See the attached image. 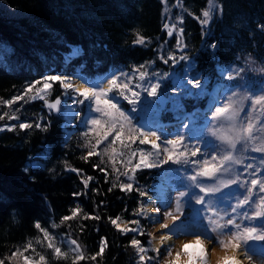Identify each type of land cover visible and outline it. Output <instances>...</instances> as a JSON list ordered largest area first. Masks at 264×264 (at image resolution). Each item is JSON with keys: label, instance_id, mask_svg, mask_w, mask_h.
<instances>
[{"label": "trees", "instance_id": "1", "mask_svg": "<svg viewBox=\"0 0 264 264\" xmlns=\"http://www.w3.org/2000/svg\"><path fill=\"white\" fill-rule=\"evenodd\" d=\"M204 11L210 13V22L202 26ZM261 26H264V0H0V117H3L0 122L12 121L9 127L0 130V260L3 264H25V255L32 258L29 264H140L130 241L136 238L145 245L151 237L147 231L148 218L133 215L141 205L147 204L146 197H139L136 190H121L119 185L133 182L134 189L152 194L161 171L181 166L194 170L193 165L170 161L157 168L130 173L134 175L130 181L122 174L128 170V158L133 150L146 145L138 141L128 147L119 142L111 145V137L95 148L98 155L88 156L97 138L89 130L90 120L99 118V114L93 107L85 117V103H77L76 112L67 125H62L66 117L48 107L62 96L59 81L50 82L49 96L31 98L47 76L81 74L84 83L99 90L103 87L101 80L112 69L128 71L135 83L140 80L141 72L147 74L146 78L162 76L171 69L173 54L178 57L187 53L197 64L191 74L202 73L209 81L207 88L215 84L223 88L221 103L229 102L226 95L241 102V121L249 113L252 98L264 94L261 92L264 88ZM169 27L171 36L167 34ZM141 38L144 43H137ZM213 42H216L214 57L205 50V45ZM74 43L79 45V52L67 54ZM161 57L168 59V64ZM184 63L179 62L177 67ZM218 66L225 69L243 66L244 71L240 77L226 80L218 72ZM162 85L160 91L169 94L168 77ZM78 99H82L79 94ZM9 100H13L10 105L6 103ZM46 100H50L48 105ZM180 101L189 112L194 107L206 108L207 100L206 95H180ZM121 107L127 112L132 106L123 101ZM262 112L257 105L251 113L254 120H259L256 127L260 134L264 132L259 130L264 125ZM129 114L133 123L138 124L139 114ZM160 119L177 121L168 110ZM22 120L32 124V128L20 129ZM196 122H203L201 134L208 141L214 137V130L227 124L223 117L208 123L198 116ZM37 123L41 129L36 128ZM45 126L46 131L42 130ZM86 131L88 136L84 135ZM254 148L241 141L233 154L249 163ZM191 150L187 143L179 148L186 152L188 160L192 157ZM227 150L228 145L224 148L223 144L218 155ZM32 155L39 167L29 166L27 159ZM135 162L136 156L132 165ZM88 177L92 179L85 186L83 181ZM74 209H78L75 215ZM257 210L262 213L263 209L259 205ZM117 217L131 225H135L132 220H139L144 234H122L111 223ZM36 223L41 225L40 229L35 227ZM65 236L76 241L78 251L71 250L63 240ZM56 247L61 249L59 254L55 253ZM80 254L83 259H77ZM40 256L44 257L43 261ZM151 258L144 264H167L154 256Z\"/></svg>", "mask_w": 264, "mask_h": 264}, {"label": "snow or ice", "instance_id": "2", "mask_svg": "<svg viewBox=\"0 0 264 264\" xmlns=\"http://www.w3.org/2000/svg\"><path fill=\"white\" fill-rule=\"evenodd\" d=\"M203 17L205 19L201 20V24L208 25L210 13L208 11L203 12ZM167 27V25H165ZM264 28V26H261ZM180 32H183V29H180ZM173 33L171 31L168 32V35L171 36ZM137 43L143 44L144 40L141 38L137 41ZM99 47V45H97ZM107 46L105 45V48ZM179 47V45H178ZM216 42L205 45V50L211 52L212 56H215ZM180 51L183 53V49ZM164 64H168V59H164L161 57ZM173 62V66L175 64L184 61L187 63V66L184 70L183 79L187 81V84L191 86V88L198 90L196 93L192 91H188V96H203L207 95V84L208 80L203 76L202 73L196 72L195 76L191 75V73L197 68V64L191 57L187 55V53L181 54L179 57L174 54L170 57ZM218 72L224 79H236L240 77L241 73L244 71L243 66L240 68H235L233 66H229L228 68H221L218 66ZM146 73L141 72L139 74L140 80L143 81L146 78ZM160 75V74H158ZM164 78H167L168 74H162ZM121 76L126 79H130L131 77L127 73H120V75L113 74L110 79L107 80V87H101L99 90L96 87H85L82 90L76 88L75 91L79 93V96L83 99H78L77 103L84 104L85 101H89L88 109L91 113L94 111L99 114V118H92L90 120L91 128L89 129L97 138L95 140V145H93V150L88 152V156H91L95 153V148L99 145L103 144L106 141H109L111 137L110 144L115 145L119 142L124 147H128V144H135L137 141L140 145H151V149L155 151H145L143 149L139 150L138 154V162L135 165H132V158L137 155V151L133 150L128 158L127 166L128 170L122 173L125 177H128L130 181L134 179V175L130 176L129 174H134L137 170H145V169H153L158 166H162L163 164H167L168 162H172L175 164H192L194 167V174H191L189 179L192 181L193 185L199 189V193L194 194L192 199L196 204L204 205L205 197L214 195L220 189L217 186H207L202 182H198V178L203 179H213L217 178L218 173H229L231 170L232 164L242 165V161L236 159L234 156V151L238 143L243 141L245 144L249 142H254L256 140V132L257 127L253 122L254 118L251 113L256 110V106L259 105L261 110H264V94L255 96L252 98V104L249 110V113L244 116V118L237 124V120L240 118V113L242 108L240 106L241 102L233 101L232 96H227L226 99L229 101L228 103H221L220 97L214 96V98L210 101L208 106V111L204 113V118L208 123H213L215 120L223 117L226 120L230 121L232 127L230 129L231 135H219V140L228 145V150L223 155H218L216 146L214 144L205 143L203 137L200 136H192L187 130L191 124H194L199 109L194 110L192 113H186L184 106L182 104H176L171 109H166L165 106L168 104V99L162 97L160 90L163 85L161 83V79H156L155 81L149 80L147 84L143 85H135V88H142L143 91L147 93L146 96L143 97V104H141V92L135 90L133 87H130L127 82H119ZM47 81L56 82L59 81L63 89H73L74 85L70 82H66L70 80L69 77H63L60 75H51L46 77ZM38 83V81H37ZM52 84L45 82L43 84V88L41 91L51 89ZM30 90V89H29ZM184 90V85L179 81H174V87L170 89L173 94H179L180 91ZM115 92L116 95L109 97V93ZM261 92L264 93V88L261 89ZM127 93H130L128 95ZM234 95V92H233ZM103 97V99H102ZM42 98V97H41ZM122 98V100L120 99ZM152 98V99H149ZM159 98V108H157V99ZM14 99H23V97H15ZM94 100V105L92 101ZM126 101L132 107L128 109L126 112L122 107L121 103ZM7 104H12L13 100L6 101ZM61 104V99L57 98L55 103L48 105L50 109H57ZM137 109H139V115L137 116L138 124L133 123V116L129 113H136ZM173 112L174 120L183 122L180 124V128L177 132L171 133V136L174 138H169V134L167 132V128L160 121V116L164 111ZM185 112V116L181 117L178 113ZM152 113H155L154 118H150ZM3 117H0L2 119ZM16 117H13L15 119ZM15 126H12L14 128ZM20 129H29L32 128V124L30 123H20ZM37 129H41V124H36ZM3 130V129H0ZM9 130H12L9 128ZM42 130H47V126H45ZM260 131H264V126H261ZM88 131L84 133L85 136H88ZM213 135H218L213 132ZM150 137H154L155 139H150ZM187 143L191 146V156L197 157L198 155L202 157V160L190 161L186 157L185 151H179L180 147H183ZM171 146V147H168ZM105 151H108L105 148ZM112 151H115L113 148ZM253 151L264 154V146L256 147ZM99 154V153H95ZM184 158V159H182ZM87 159V157H85ZM115 163V161H113ZM29 166H36L30 164ZM27 172V167L25 168ZM72 171H77L76 169H72ZM252 176L250 180L247 178L248 176ZM259 173L254 170L253 164L248 163L246 165H242V170L238 172V174L234 177H230L226 180L221 181L223 187H230L234 184H239L242 189H244V195L242 197H238L237 201L234 205H231V212L235 213L237 207H244L245 205H249L250 203H254L251 197L254 193H264V178H257ZM243 178V179H242ZM91 177H88L83 181L84 185L87 186ZM250 185V186H249ZM121 190L131 192L136 190L138 192L139 197H146L149 195L147 191L140 190L139 188L134 189L133 182L121 183L119 185ZM74 195H79V193H74ZM188 195V192L181 191L179 192L180 197H184ZM180 201L177 200V208L176 211L180 212L181 209L179 207ZM209 206L205 209L208 212L215 213L214 209L210 207L211 201L208 202ZM259 205H264V196L259 197ZM258 205V206H259ZM78 209L73 210V215L76 214ZM151 211L145 205H141L137 210L133 212V215H141L143 216L145 213ZM156 213H159V208L155 209ZM165 217H171L173 224L176 223L177 220L180 219V216L173 215L172 211H168L164 213ZM245 219L247 220H256L261 219L264 220V214L257 211L252 214L245 213ZM64 219H69V217H65ZM120 217L111 220V223L119 230L122 234H127L129 232L139 233L143 235V229L140 227L139 220H132L131 223L137 225L136 228H121V225L118 223ZM155 219V217L153 218ZM209 223L211 226V233H217L218 235L223 234L224 229H229V235L231 236V246L234 249H241L242 245H247L250 240H261L264 241V234H257L258 228L257 226H244L241 229V225L237 223L236 219L228 218L222 224H215L212 221L211 217H209ZM35 227L40 229L41 225L39 223L35 224ZM160 227L162 229H170V225L166 222L161 223ZM264 227V225H261ZM234 229V231H232ZM44 231V235L48 236L46 230ZM173 231L174 230H170ZM202 234H196L195 243L203 244L204 239L209 240L211 242L212 236H206L204 239L201 238ZM170 235L161 236V243L170 239ZM51 239V238H50ZM71 244L75 245L76 241H70ZM104 244L107 241H103ZM219 244L224 245V240H219ZM130 245L136 248L139 255L140 264H144L146 260V256L143 253H146L148 249L142 246L141 241L136 238H132L130 241ZM50 248L53 247L51 243L48 245ZM187 244L184 245L187 248ZM226 246V245H225ZM104 248L101 246L100 251L103 252ZM61 249L59 247L55 248V253L59 254ZM157 254L159 255V249H155ZM167 255L171 257L173 255L171 249H166ZM245 253H247V248H245ZM181 256L180 252L175 253V259L168 261L167 264H179V258ZM250 260L251 256L248 257ZM77 259H83V255L80 254L77 256ZM93 260L96 259L95 256L92 257ZM151 260V257L147 258ZM40 260L43 261L44 257L40 256ZM0 264H3V261L0 260ZM25 264H29V262L25 261ZM186 264H194L192 260H188ZM200 264H205L203 260H200ZM232 264H240L239 261L233 259Z\"/></svg>", "mask_w": 264, "mask_h": 264}, {"label": "rangeland", "instance_id": "3", "mask_svg": "<svg viewBox=\"0 0 264 264\" xmlns=\"http://www.w3.org/2000/svg\"><path fill=\"white\" fill-rule=\"evenodd\" d=\"M168 30L171 31L170 27ZM79 50H80L79 45L74 43V44L70 45V48H69V51L67 54L75 55V53L79 52ZM186 66H187V63H184L182 65V68H180V69L178 67H176L173 69H169L167 72H165V74H168L167 77H169L170 82H171L169 90L174 87V81H179L184 85V90L180 91L178 95L173 94L171 91L169 94H163V98L168 99V104L165 106V108H167V109H171L176 104H181L180 95H187L188 91L194 90L193 88H191L190 85L187 84V81L183 79V74H184V70H185ZM122 72L127 73L129 75L128 72H125L122 70H117V69L111 70L108 74V77L101 81L102 85L104 87H107V80L110 79L113 74L120 75V73H122ZM55 75H57V74H55ZM191 75L195 76V74H191ZM60 76H62V75H60ZM67 77L70 78L71 76H67ZM80 77L83 81V76L81 74H80ZM158 78L161 79V83H163V82L165 83L166 78H164L163 75L162 76L155 75L154 77H148V78H145V80H143V81H139V82H135V83H132L129 79H126L125 77L121 76V79H120V81H118V83L119 82H127V83H129L130 87H133L135 90L140 91L141 92V104H143V97L146 96L147 93L145 91H143L142 88H135V85L147 84L149 80L155 81ZM45 82L50 83L51 81H47L45 78L42 81L41 86L34 93H32L31 98L43 99V97L49 96L48 95L49 89L41 91V89L43 88V84ZM66 82H70L73 84V79L70 78V80H68ZM59 84L61 86L60 82H59ZM85 86L89 87V85H86V84H85ZM75 89H76L75 86L73 89H67V90L63 89L62 94H61L62 96L57 97V98L61 99V104L58 106V111L61 112L64 117H66L65 121H63V123H61L62 125H67V122H69V120L71 119L70 116L76 112L77 102H75V101H77L76 99H77L79 93L76 92ZM127 94L130 95V93H127ZM113 95H115V94L109 93V97H112ZM214 96L220 97V100H222V98L224 96L223 88L220 87V85H218V84H215L210 88H207V95H206V100H207L206 106L207 107L205 109H200V112L198 113V116H201L203 118V120L205 119L203 114L208 111L209 103L214 98ZM57 98L54 99L53 103H55ZM149 99H152V98H149ZM49 103H50V100H46V105H48ZM88 104H89V101H85V105H86V109H87L86 113L84 114L85 117H87L86 114H89ZM78 105H79V103H78ZM156 106H157V108H159V106H160L159 98L157 99V105ZM54 110H57V109H54ZM193 111L194 110H191L189 113H192ZM169 112L173 115V112H171V111H169ZM185 112H179L178 114L181 117H184ZM136 113L139 114V109H137ZM186 113H188V112H186ZM262 114H261V116L263 117V120H264V112H262ZM154 117H155V113H152V116L150 118H154ZM80 121L83 122L82 120H80ZM160 121L167 128L169 138H174L171 136V133L177 132L179 130L181 122L171 124L170 122H168V121L165 122L161 119H160ZM181 121L183 122V120H181ZM22 122H23V120L20 121V123H22ZM254 122H256V125H258L259 120H254ZM11 123H12V121L0 122V129L9 127L11 125ZM226 123L227 124L219 126L218 130H214L215 133H217L218 135H214V137L212 139H209V141L206 139V137H203L201 134L202 132H204L202 129L203 122L198 123L195 121L194 124H191L189 126V129L187 131L192 136L198 135L200 137H203L205 143L214 144L216 146L217 151L219 152L222 149L223 144H224V148L227 147V144H225L224 142L219 140V135H231L232 134L230 131V129L232 127L231 122L226 120ZM239 123H240V119L237 120V124H239ZM66 128H67V131L70 130V128H68V127H66ZM150 139H155V138L150 137ZM249 143L256 146V147L264 146V132H262V134H260V132L257 130L256 140L254 142H249ZM140 149H143L145 151H149V150L155 151L154 149H151L150 144L146 145V147H138L135 163L138 162V154H139ZM224 153L225 152H221V155H223ZM37 154H41V152H37ZM252 154H253L252 158L249 159L248 162L252 163L254 170L257 173H259V176L257 178H264V154H261V153L255 152V151ZM234 156L236 159H240V156H238V155L237 156L234 155ZM260 156H262V157H260ZM189 160L190 161L202 160V157L198 155L197 157H191ZM27 162L29 164L35 165L38 161L36 158H34V155H32L27 159ZM135 163H134V165H135ZM246 164H248V163L242 162V165H246ZM189 165L192 166L191 163ZM242 165H239L237 167L236 164H232L231 170L229 173H225V174L218 173L217 178H213V179L198 178V182H202L207 186H217L220 189L214 195L206 196L204 205L196 204L195 201L192 199V196L194 194H201V193H199V189L196 188L193 185L192 181L189 179L190 175L194 174L193 169H190V168L187 169V168H184L183 166H181V167H175L168 172L161 171L159 181L154 182V185H155L154 192L155 193H152V194H153V196H156L158 198L157 203L159 204V206H161V209H162L161 223L166 222L170 225V229H163V231L169 232L170 230L177 228L180 224H183L184 222L187 223L188 225H195V226L197 225V226L202 227L204 229V231L206 229L207 233L212 234L215 237L217 243L221 239L224 240V242H225L224 245H221L218 243V245L224 249L225 248H233L231 246V243H230V240H231V236L229 235L230 230L224 229L223 234H220V235H218L217 233H211L210 229H211L212 225L209 223V217H211L212 221H214L215 224H222L228 218H234V219H236L237 223H239L241 225V229L244 226H257V228H258L257 234H264V227H261V225H264V220H261V219L260 220L259 219L247 220L244 217L245 213L252 214L254 212L259 211V210H257L258 205H259V197L264 196V193H254L253 196L251 197L252 201H255L254 203H250L249 205H245L244 207H237L236 212L232 213L231 212V205H234L236 203L238 197H242L244 195V189H242L239 184H234V185H231L230 187H223V185L221 183V181H223V180H226L230 177L236 176L238 174V172L240 170H242ZM247 178L250 180L253 177L249 175ZM124 183H127V182L125 181ZM185 190L188 192V195H186L184 197H180L179 192L185 191ZM177 200L180 201V203H179V207L181 209L180 212L176 211ZM146 201H147V196H146L145 203H146ZM209 201H211L210 207L212 209H214L215 213H218V214L214 215L213 212H208L205 210L209 206V204H208ZM145 206H147V205H145ZM260 206H263L262 214H264V205H260ZM168 211H172L173 215L180 216V219L177 220L175 224H173L171 217H165L164 213H166ZM143 216H146L148 218V220H147L148 221L147 231H148L149 236H150V233L151 234L154 233V232H152L153 225H154L153 217L151 215H147L146 213ZM118 223L121 225V228H124V227L136 228L137 227V225H131L128 222V220H119ZM192 230L196 232V230H194V229H192ZM232 231H234V229ZM148 239H147V242L145 245H143L142 243L141 244L146 249L152 250L153 254H149L147 252L143 253V255L146 256L145 261H148L147 258L151 257V256H154L161 263L162 262L167 263L168 261L175 259L174 254L171 257H169L167 255L166 249L170 248L172 251L171 247H167L163 251L159 250V255H158L157 252L155 251V248H153L151 246V244L149 243ZM63 240L71 246V250H73V251L79 250V246L77 243L75 245L70 243V241L74 240L73 238L71 239L70 237L65 236V237H63ZM242 247L247 248V250L248 249L255 250V252L257 254V258L260 257L264 261V241L250 240V241H248L246 246L242 245ZM137 254H138L137 259L139 260V255H141V253L137 252ZM24 257L27 259L28 262H31V260H32L31 256L25 255ZM26 259H25V261H26ZM224 264H231V263L227 261Z\"/></svg>", "mask_w": 264, "mask_h": 264}, {"label": "bare ground", "instance_id": "4", "mask_svg": "<svg viewBox=\"0 0 264 264\" xmlns=\"http://www.w3.org/2000/svg\"><path fill=\"white\" fill-rule=\"evenodd\" d=\"M63 77H67L65 74H61ZM73 79V84L76 88H85V83H83L80 75L70 77ZM166 189V188H165ZM147 207L151 211L147 212V215H151L154 221L151 237L148 239L151 246L160 251L165 250L167 247L172 248V253L180 252L181 256L179 258V264H185L188 260H192L194 264H200V260H203L205 264H224L225 262H230L232 264L233 259L240 262V264H264L262 258H257L255 250H247L245 253V248L234 249V248H222L218 245L215 237L212 234L207 233L206 229L200 226L188 225L187 223L180 224L173 231H163L160 227L162 209L157 203L158 198L149 193L147 196ZM159 208V213H156L155 209ZM192 229L196 230L193 231ZM196 234H202L201 238L211 235L212 240L204 239L203 244L195 243ZM170 235L171 238L161 243V236ZM187 244V248L184 245ZM251 256L250 260L248 257Z\"/></svg>", "mask_w": 264, "mask_h": 264}, {"label": "water", "instance_id": "5", "mask_svg": "<svg viewBox=\"0 0 264 264\" xmlns=\"http://www.w3.org/2000/svg\"><path fill=\"white\" fill-rule=\"evenodd\" d=\"M179 56H180V55H179ZM179 56H178V57H179ZM177 64H178V63H177ZM177 64H175V66H173V62H172V66H173V67H176ZM161 94H162V93H161ZM162 97H163V94H162Z\"/></svg>", "mask_w": 264, "mask_h": 264}]
</instances>
